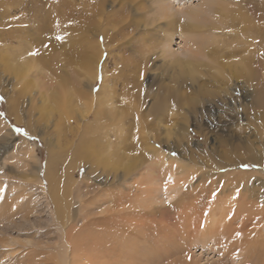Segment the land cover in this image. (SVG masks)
I'll use <instances>...</instances> for the list:
<instances>
[{"label":"rangeland","instance_id":"374dc122","mask_svg":"<svg viewBox=\"0 0 264 264\" xmlns=\"http://www.w3.org/2000/svg\"><path fill=\"white\" fill-rule=\"evenodd\" d=\"M58 1L0 0V264H245L239 253L225 259L208 238L218 237L209 227L213 220L223 230L244 205L259 213L255 227H264V0H212L218 7L201 31L206 54L198 66H185L186 73L181 63L192 59L180 36L193 30L184 21L172 30V57L180 64L173 65L163 51L171 30L154 20L156 0H105L88 41L76 33L75 22L100 1ZM168 1L177 13L201 4ZM122 6L128 22L116 27ZM220 6L243 8L254 27L242 29ZM131 20L136 28L114 39ZM122 37L144 44L127 40L119 52L113 46ZM80 41L111 48L101 61L106 69L101 64L93 81L75 57ZM141 55L149 68L137 107L123 95L125 83L134 91L133 81L115 61ZM172 91L197 102L181 107L168 101L145 130L132 128L129 108L149 115ZM98 108L106 116L100 121L106 136L98 138L94 153L81 156L78 139L98 129ZM146 136L158 156L142 151ZM159 153L175 160L172 171L182 190L173 200L165 199L172 172L163 169ZM237 156L244 165L231 163ZM56 188L64 192L60 211ZM237 215L234 228L247 213ZM262 254L247 264H263Z\"/></svg>","mask_w":264,"mask_h":264},{"label":"bare ground","instance_id":"6f19581e","mask_svg":"<svg viewBox=\"0 0 264 264\" xmlns=\"http://www.w3.org/2000/svg\"><path fill=\"white\" fill-rule=\"evenodd\" d=\"M99 4L96 5L95 7L92 8L93 12L91 13L89 10H86V9H83L84 13H86L84 16H82L80 13V17L77 18L76 20V26H75V31L76 33L80 36V37H83V39L86 38L87 34L89 32H91L92 30H94L96 28V20H95V16H98V15H102V11H103V7L106 3L105 0H99ZM59 5L63 4L64 5V1L63 0H59L58 1ZM155 4L157 5L158 7V13H156V18L154 20H156L155 22L158 23V28L159 29H163V26H167L166 29L167 30H171L170 31V34L167 32L166 36H164L163 40L166 41V45L165 47L163 48L164 50V58L165 59H170L172 58L171 62H173V65H175L176 63L179 64V62L177 60H175L174 58V61H173V57L172 56H175V52L173 49H172V39L174 37V32H172V30L175 29L176 27V24H178L179 22H187L188 24H185L187 25L188 29L190 31L193 30V33H185V34H182L180 37L183 39V44L185 45V49H186V52L188 54V52L191 54V58L189 56L190 59H192V62L190 61H185L184 63H181V66L183 68V70L187 71V67L185 66H198V58L199 57H202L205 53V46H206V37L203 36V34L201 33V31H203L205 28H207V23L209 22V14L208 13H211L214 9H215V5H217L218 7V4L215 2V1H212V0H201V4L198 6V7H194L193 9H189V10H185V11H182L181 13H177L174 11V8L173 6L171 5L170 1L168 0H156ZM222 7V10L223 11H227V10H224L226 7L225 6H220ZM219 7V8H220ZM123 6L121 7V12H120V15L119 16V19L115 22V26L117 27H120L119 25L121 24V22H125L127 23V19L125 17L121 18L122 17V13L124 12L123 10ZM254 9V8H253ZM264 10V9H263ZM156 11V10H155ZM228 13L226 15H228L229 17H233L232 20L233 22L235 23L236 20H239V23L243 24L244 26L241 25L242 29H245V30H250L252 27H254V23H253V19L244 11L243 8H238L234 11H227ZM217 13H218V10H217ZM215 14V13H214ZM212 15V14H211ZM213 16V15H212ZM259 16L261 17L262 20H264V15L261 13L259 14ZM260 19V20H261ZM121 20V21H119ZM63 21V20H62ZM131 23H128V24H125L123 25L120 29H118L119 31H117L114 35V39H118V37L120 35H122L121 33H124V31H126L127 29H134L136 28V24L135 21H130ZM151 23V22H150ZM118 24V25H117ZM123 24V23H122ZM138 25V24H137ZM147 28L151 27V25H148L147 24ZM153 28V27H152ZM153 31V30H152ZM163 31V30H161ZM166 31V30H165ZM147 32V31H146ZM126 33V32H125ZM150 33V32H149ZM161 33V32H160ZM149 35V34H148ZM108 38V37H107ZM123 38V37H122ZM133 38V37H132ZM130 39V38H123V41H122V44L120 45L118 42L116 44H114V48L117 49L119 52L122 51V47H124L125 45V41L127 40H130L128 41L127 43L129 45L130 42L132 43V41L134 42L135 39ZM146 39V42L148 40H151L152 38L149 37V36H145L144 37ZM88 38H86V41ZM119 40V39H118ZM142 40V39H141ZM144 41V40H142ZM152 41V40H151ZM115 42V40H114ZM145 42V41H144ZM79 43V42H78ZM96 43V42H95ZM164 43V42H163ZM99 44V43H98ZM119 44V45H118ZM144 44V43H139V41L135 40V43L134 45L135 46H138V48L140 47L141 48V45ZM146 44V43H145ZM133 45V46H134ZM105 46H107L105 44ZM103 46V48L99 47V45L97 44H92L91 47H85V45L83 44V41L79 43V47H78V51L75 53V57L80 65L81 68H83L84 72H86V76H90L92 77V81L93 79L95 80V78H97L98 74H99V67L100 65L101 66H104V68L106 67L105 65L107 64H103L101 61H102V58H103V55L105 53V51H108V49ZM196 47L195 49L193 47ZM108 47V46H107ZM111 47V46H110ZM148 47V46H147ZM146 49V47H145ZM194 49V50H192ZM138 50V49H137ZM111 51V48L109 49V53ZM139 51V50H138ZM141 51V49H140ZM149 51V50H148ZM152 52V51H151ZM186 54V56H187ZM110 56V55H109ZM142 56V55H141ZM139 56L141 59L137 58L136 59H131L133 60V62H131V60H127L126 58H124V56H121V57H118V61H121V65L118 64L119 62L116 60L115 62L117 63L118 67L121 66L122 70L118 69L121 71V73L125 72L126 71L129 73L128 76L129 79H131L133 81V88H134V91L133 92H129L128 89H127V86L126 83L124 84V87H123V95H125V97H128L129 100L135 102V104H137L136 106L138 107L139 105V102H140V96H139V92H140V83L142 81V78L144 75L147 74V71H148V68H149V61L147 62L148 58L145 57L144 55L141 57ZM131 57V56H130ZM116 58V57H115ZM110 59V58H109ZM178 59V58H177ZM125 62L128 63V65L126 67H124L125 65ZM137 64H136V63ZM180 65V64H179ZM102 68V69H104ZM106 69V68H105ZM194 69V68H193ZM192 71V70H191ZM250 71V70H249ZM252 72V70H251ZM107 73V72H106ZM105 74V72H104ZM122 75V74H121ZM108 76V75H107ZM89 78V77H88ZM91 79V78H90ZM117 80H115L116 82ZM130 81V80H129ZM83 82V81H82ZM90 83V82H88ZM92 83V82H91ZM117 83V82H116ZM85 85V84H84ZM92 85V84H90ZM68 87V86H66ZM91 87V86H90ZM95 87V86H94ZM78 88H80V86H78ZM60 89V88H59ZM74 90V89H73ZM76 90V89H75ZM81 90V88L79 89ZM84 89H82L83 91ZM91 90V89H90ZM111 90V89H110ZM79 92L80 95H84L85 93L84 92ZM102 91V90H101ZM77 92V91H75ZM86 92V91H85ZM59 93V92H58ZM66 93V92H65ZM90 93V92H89ZM101 93V92H100ZM110 93V92H109ZM73 94V93H72ZM77 94V93H76ZM88 94V93H87ZM121 94V93H120ZM59 95V94H58ZM63 95V94H62ZM61 95V96H62ZM78 95V94H77ZM76 95V96H77ZM65 96V95H64ZM68 96V95H67ZM188 96V95H187ZM72 97V96H71ZM81 97V96H80ZM70 98V96H69ZM79 98V96H78ZM84 98V97H83ZM65 99V98H63ZM72 99V98H71ZM70 99V100H71ZM77 100V99H76ZM84 100V99H83ZM109 101H112L114 100V96L113 95H110V97L108 98ZM60 101H63L62 99ZM65 101V100H64ZM69 101V100H68ZM79 101V100H78ZM126 101V100H125ZM169 102H173L174 105H178V106H181V107H185V105H189V104H193L195 105L197 101H194L193 99H188L186 97V95L183 93V94H180L178 93V91H172L171 93H168V95L165 97V100L156 105L155 107H153L150 111V114L149 115H145V114H140L138 113V108L137 107H134V108H129L128 111L131 112L133 114V116L135 117L131 123V126L132 128L134 127H137L139 130H142L144 129L145 130V125L146 123H148V121H150V117L151 119H154L156 117L159 116V114L161 113V111L164 110V107H165V104H167ZM66 102V101H65ZM72 102V101H70ZM108 102V101H107ZM199 102V101H198ZM57 103V102H56ZM59 103V102H58ZM69 103V102H68ZM109 103V102H108ZM114 103V102H113ZM62 104V103H61ZM72 104V103H71ZM95 104V103H94ZM98 104V103H97ZM70 105V104H69ZM110 105H112L110 103ZM100 106V105H99ZM60 107V106H59ZM65 108V107H64ZM69 108V107H68ZM137 108V109H136ZM118 112V111H117ZM126 113V112H125ZM109 114V113H108ZM105 116V114H103V110L101 108H98L95 112H93V116H94V119L97 123V126L98 124L100 123L101 119H102V116ZM121 115V114H120ZM129 115V114H127ZM109 116V115H107ZM65 117V116H64ZM113 117V116H112ZM106 118V116H105ZM129 118V117H128ZM132 118V117H131ZM187 118L185 116V119L184 121H187ZM114 119V118H113ZM113 121V120H112ZM127 122H129V119H126ZM107 122V121H106ZM124 122V121H123ZM114 123V122H113ZM122 123V122H121ZM121 123L119 125H121ZM117 124V123H116ZM94 125V124H93ZM105 125V124H104ZM111 126V124H110ZM100 127V128H99ZM99 127L98 129L94 132H88V136H87V132L86 133H83L82 136L80 137L79 140V145H78V150H79V154H81V156H84V155H87V154H92L95 152V150H97V144H98V138H102L104 136H106V132L104 131L103 129V123H100L99 124ZM151 127V125L149 126ZM106 128V127H105ZM130 128V126H129ZM131 128V130H132ZM108 129V128H107ZM115 129V128H114ZM113 129V131H114ZM106 130V129H105ZM109 130V129H108ZM111 130V129H110ZM129 130V129H128ZM62 131V130H61ZM107 131V130H106ZM115 132V131H114ZM108 133V132H107ZM120 133V132H119ZM130 134V133H129ZM121 137V136H120ZM100 140V139H99ZM153 140L150 136H146V137H143L142 139V148H143V152L146 153L147 155L149 154H157L158 156V153H157V148L155 145H153ZM103 143V142H102ZM140 146V145H139ZM251 146V145H250ZM161 149V148H160ZM247 150H249L251 152V149L248 147ZM162 157L161 159V165L163 166V169L165 170H168L170 172H172V174H169L167 176H169V180L170 182L167 184L165 183V192H166V197L165 199L166 200H173L175 195L177 193H179V190L178 189V186H179V182L176 178V175L174 174V170L172 171V165L174 163L175 160H172L168 157H165L163 156L161 153H159ZM156 156V157H157ZM158 161V160H157ZM160 161V159H159ZM158 163V165L160 164ZM231 163L233 164H236V163H241L242 165H244V162L241 161V158H239L238 156L237 157H233L231 159ZM157 164V163H156ZM176 166V165H174ZM178 168V166H177ZM188 168V166H187ZM183 169H186V167H183ZM164 174V172L162 173ZM245 175V174H244ZM166 176V175H165ZM179 178V177H178ZM247 178L246 176L242 177V180ZM161 179H164L163 177ZM187 179V178H186ZM168 181V179H166ZM183 180V179H182ZM181 181V180H180ZM186 181V180H185ZM188 181V179H187ZM181 184V183H180ZM182 188V187H181ZM54 198H55V202L57 203V208H58V211H60V201L63 200V196H64V192L62 194L61 193V190L59 189H54ZM67 191V190H65ZM214 203V202H213ZM209 204V203H208ZM244 205V204H243ZM245 206V205H244ZM244 206H239L238 207V210L236 211L237 213L239 212H244V213H247V216L245 218H243V223L241 226H239L238 228H234V225L235 223L237 222V218L239 217L236 214L232 215V218L227 221L223 227V230H222V226H218L216 224V222L213 220V222L209 225V227L213 228V229H216L218 232H217V235L218 237H210L208 238L209 240H211L213 242V245L212 247L215 248V247H218V251L219 252H223L224 255H225V259L230 257L231 259V255L228 256V253L229 254H234L236 255V253H239L240 254V258L242 261L244 260H248L251 259V257L253 255H255L256 253H258L259 251L263 252L264 253V237L262 236V228L258 229L257 227H255L256 225L258 226V223H256V217L259 216V213H257L256 209H253L252 207H244ZM208 210V208H207ZM60 213V212H58ZM212 213V212H211ZM203 214V213H202ZM210 214V213H209ZM242 214V213H241ZM204 216V215H202ZM207 218V217H206ZM191 224V223H190ZM188 226V225H187ZM255 227V229L253 228H250V227ZM203 227H204V224H203ZM186 228V227H185ZM205 228V227H204ZM118 229V228H117ZM258 229V230H257ZM219 230H221V232H219ZM115 231V230H114ZM224 231V232H223ZM244 231H247V233H243ZM258 231V232H257ZM121 232V231H120ZM249 232V233H248ZM257 232V233H256ZM245 234V235H244ZM258 234L260 236H258ZM226 235H229L228 237H231L230 239L227 238ZM196 236V235H194ZM223 236V237H222ZM243 236V237H242ZM125 237V235H124ZM224 237H226V241H224ZM194 238V237H193ZM192 238V240H193ZM204 241H207V239H205ZM97 243V242H96ZM196 243V242H195ZM199 243V242H197ZM159 246V245H158ZM186 247V246H185ZM92 248V247H91ZM177 250V249H176ZM212 250V248L210 249ZM226 251V252H225ZM180 253V252H179ZM174 255V254H173ZM234 255V256H235ZM264 256V254H262ZM237 256V255H236ZM261 256V255H260ZM168 257V256H167ZM238 258V256H237ZM256 258V256H255ZM224 259V260H225ZM261 259V257H260ZM262 259H264L262 257ZM150 260V259H149ZM228 260V259H227ZM234 260V259H233ZM222 261V260H221ZM248 261H245V264L249 263ZM251 261V260H250ZM180 262V261H179ZM188 262V261H187ZM191 262V261H190ZM236 262V261H235ZM234 262V263H235ZM177 263V262H176ZM175 263V264H176ZM221 262H219L220 264ZM233 263V264H234ZM241 263V262H240ZM179 264V263H178ZM189 264V263H187ZM230 264V263H229ZM251 264H254L251 262ZM263 264H264V260H263Z\"/></svg>","mask_w":264,"mask_h":264}]
</instances>
